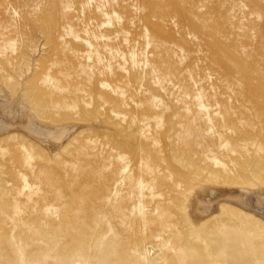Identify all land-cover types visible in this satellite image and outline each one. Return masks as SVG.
Segmentation results:
<instances>
[{
  "label": "rangeland",
  "instance_id": "1",
  "mask_svg": "<svg viewBox=\"0 0 264 264\" xmlns=\"http://www.w3.org/2000/svg\"><path fill=\"white\" fill-rule=\"evenodd\" d=\"M0 119V264H264V0H0Z\"/></svg>",
  "mask_w": 264,
  "mask_h": 264
},
{
  "label": "bare ground",
  "instance_id": "2",
  "mask_svg": "<svg viewBox=\"0 0 264 264\" xmlns=\"http://www.w3.org/2000/svg\"><path fill=\"white\" fill-rule=\"evenodd\" d=\"M6 120V119H5ZM14 120V119H13ZM12 120V121H13ZM7 121V120H6ZM35 121V120H34ZM33 120H30V122L28 124H25L24 127L32 134L38 136V137H41L42 139H44L43 141L45 143H47L46 139H50V140H53L56 142V146L55 148H60L58 150H55V151H62V148L63 146L70 140V139H73L72 137H74V134L77 130V128L79 127V124L77 123H73V122H67V123H64V124H61V125H56L54 124V126H51L50 123L48 122L49 125H45L42 123V125H37L35 124ZM43 121V120H42ZM15 124V123H14ZM21 124V123H20ZM18 124V126L20 125ZM53 124V123H52ZM10 125L5 123L2 119H0V138L1 137H7V140L11 139V140H14V139H17L18 138V134L16 131H7L4 130L5 128H9ZM16 130V129H15ZM19 130V129H18ZM3 134V135H1ZM28 134V133H27ZM24 136V135H23ZM21 135V137H23ZM30 136V135H29ZM20 137V135H19ZM25 137V136H24ZM25 139V138H24ZM27 139V137H26ZM35 139V138H34ZM18 140V139H17ZM23 139H21L22 141ZM33 141V140H32ZM22 142H26V141H22ZM70 142V141H69ZM23 143V144H24ZM34 143V142H33ZM46 145V144H45ZM42 147V146H41ZM46 150V148H44ZM52 150V149H50ZM36 152V151H35ZM52 152V151H51ZM51 154V153H50ZM254 170V169H253ZM256 172V170H255ZM3 173V169L0 167V176L2 175ZM250 173V172H249ZM251 176L250 178H248L247 180L245 181H250L249 184H256L257 181L259 182L260 180L256 177V175L253 174V172H251ZM258 176V175H257ZM236 179V178H235ZM238 179V178H237ZM235 182V180H233ZM243 181V182H245ZM252 182V183H251ZM239 183V182H238ZM242 183V182H241ZM247 183V182H246ZM260 183V182H259ZM263 183V182H262ZM261 183V185H262ZM243 184L245 183H242V186ZM258 184V183H257ZM241 185V184H239ZM259 187V186H258ZM253 188H257L256 186L253 187ZM222 194L224 193V191L219 188L218 191L216 192V194ZM234 193H236V198L240 201L239 203H241L244 207L248 208V209H253V210H258V211H264V187L263 189H261L260 191L259 190H248V189H239L237 191H235ZM66 201V210H65V213H64V220H65V223L69 224L71 223L70 221V213H71V204L69 203L70 202V197H69V194L67 193V197L65 199ZM208 209V208H206ZM21 210V209H20ZM24 209L22 208V211L23 212ZM206 211V210H205ZM248 211V210H247ZM207 213V212H206ZM249 213H251L249 211ZM20 214V213H19ZM38 214H40V212H38ZM55 214V211L52 212V215L53 216ZM43 215H47L46 211L43 212ZM253 215V213H252ZM36 217V216H35ZM257 217V216H255ZM260 219V218H259ZM68 231H69V228L67 230V234H68Z\"/></svg>",
  "mask_w": 264,
  "mask_h": 264
}]
</instances>
